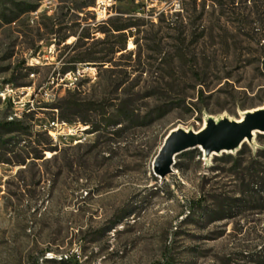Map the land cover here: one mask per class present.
Here are the masks:
<instances>
[{
  "label": "rangeland",
  "instance_id": "rangeland-1",
  "mask_svg": "<svg viewBox=\"0 0 264 264\" xmlns=\"http://www.w3.org/2000/svg\"><path fill=\"white\" fill-rule=\"evenodd\" d=\"M259 109L264 0H0V264H264V133L153 170Z\"/></svg>",
  "mask_w": 264,
  "mask_h": 264
},
{
  "label": "water",
  "instance_id": "water-1",
  "mask_svg": "<svg viewBox=\"0 0 264 264\" xmlns=\"http://www.w3.org/2000/svg\"><path fill=\"white\" fill-rule=\"evenodd\" d=\"M254 131L264 133V109L247 112L239 121L209 119L206 127L198 132L174 130L165 138L156 155L153 170L161 177L166 176L172 171L177 154L199 146L206 155L234 150L246 139H252Z\"/></svg>",
  "mask_w": 264,
  "mask_h": 264
},
{
  "label": "built area",
  "instance_id": "built-area-1",
  "mask_svg": "<svg viewBox=\"0 0 264 264\" xmlns=\"http://www.w3.org/2000/svg\"><path fill=\"white\" fill-rule=\"evenodd\" d=\"M103 4V5H105V1H103V2H99V4ZM173 6L174 7H177V6H179V3L177 2V1H175L174 3H173ZM7 91H11L10 89H8Z\"/></svg>",
  "mask_w": 264,
  "mask_h": 264
},
{
  "label": "trees",
  "instance_id": "trees-1",
  "mask_svg": "<svg viewBox=\"0 0 264 264\" xmlns=\"http://www.w3.org/2000/svg\"><path fill=\"white\" fill-rule=\"evenodd\" d=\"M6 124L11 125V124H13V122L12 121H9ZM71 262H73V261H71ZM74 264H77V262H75Z\"/></svg>",
  "mask_w": 264,
  "mask_h": 264
},
{
  "label": "bare ground",
  "instance_id": "bare-ground-1",
  "mask_svg": "<svg viewBox=\"0 0 264 264\" xmlns=\"http://www.w3.org/2000/svg\"><path fill=\"white\" fill-rule=\"evenodd\" d=\"M98 2H103V1H98Z\"/></svg>",
  "mask_w": 264,
  "mask_h": 264
}]
</instances>
